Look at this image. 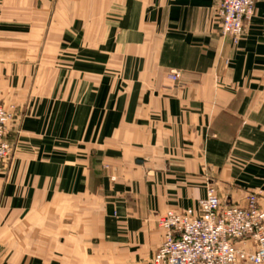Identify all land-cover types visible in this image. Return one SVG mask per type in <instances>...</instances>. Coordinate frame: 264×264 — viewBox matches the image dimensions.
I'll use <instances>...</instances> for the list:
<instances>
[{
    "label": "crops",
    "instance_id": "crops-1",
    "mask_svg": "<svg viewBox=\"0 0 264 264\" xmlns=\"http://www.w3.org/2000/svg\"><path fill=\"white\" fill-rule=\"evenodd\" d=\"M222 1L0 0V264H152L210 184L264 209V0L237 45Z\"/></svg>",
    "mask_w": 264,
    "mask_h": 264
},
{
    "label": "built area",
    "instance_id": "built-area-1",
    "mask_svg": "<svg viewBox=\"0 0 264 264\" xmlns=\"http://www.w3.org/2000/svg\"><path fill=\"white\" fill-rule=\"evenodd\" d=\"M256 11L255 0H223L216 8L221 34L237 45ZM169 78L179 81L181 73ZM0 86V171L14 149L13 105L2 102ZM260 192L246 196V204L228 203L210 184L198 209L168 210L158 219L164 239L152 264H264V209Z\"/></svg>",
    "mask_w": 264,
    "mask_h": 264
},
{
    "label": "water",
    "instance_id": "water-1",
    "mask_svg": "<svg viewBox=\"0 0 264 264\" xmlns=\"http://www.w3.org/2000/svg\"><path fill=\"white\" fill-rule=\"evenodd\" d=\"M138 162H141V160H140V161H138Z\"/></svg>",
    "mask_w": 264,
    "mask_h": 264
}]
</instances>
